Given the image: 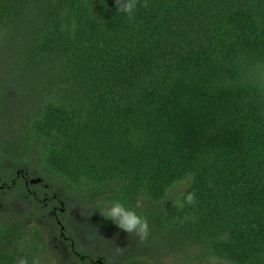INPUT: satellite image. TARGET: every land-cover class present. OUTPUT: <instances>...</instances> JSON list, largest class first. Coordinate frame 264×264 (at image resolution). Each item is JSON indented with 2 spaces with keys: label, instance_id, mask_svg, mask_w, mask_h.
I'll list each match as a JSON object with an SVG mask.
<instances>
[{
  "label": "trees",
  "instance_id": "1",
  "mask_svg": "<svg viewBox=\"0 0 264 264\" xmlns=\"http://www.w3.org/2000/svg\"><path fill=\"white\" fill-rule=\"evenodd\" d=\"M0 71L39 77L18 127L0 126V191L30 214L61 200L32 181L57 179L97 236L125 233L97 202L141 201L149 237L126 233L134 254L110 264H264V0H148L132 19L114 0H0ZM12 217L0 264H43V225Z\"/></svg>",
  "mask_w": 264,
  "mask_h": 264
},
{
  "label": "rangeland",
  "instance_id": "2",
  "mask_svg": "<svg viewBox=\"0 0 264 264\" xmlns=\"http://www.w3.org/2000/svg\"><path fill=\"white\" fill-rule=\"evenodd\" d=\"M32 78L36 79L31 80L24 77L22 73L3 74L0 71V126L3 130L14 128V126L18 127L17 114L28 110L31 107V97L38 96L39 77ZM30 81L32 86L27 85L25 87L26 82ZM4 165L5 163L0 159V168ZM41 171L43 170L41 169ZM35 182L40 187L46 188L47 194H51V196L58 195L61 198V200H56V203L51 205H49L50 202L47 203L51 211V215L47 219L41 220L39 216L30 214V203L32 201L22 195L21 189L0 191V215H6L10 218L12 216L25 218L24 223L28 226L43 225L45 244L49 247L47 253L43 256L45 259L43 264H90L72 255L68 244L63 241L62 230L66 232V236L72 238L81 251H85L86 254H83V257H86V255H102V258H107L105 264H110L111 261L126 256L127 252L134 254V248L137 244L134 243L135 239L134 242L131 240L130 235L118 232L108 236H97V234L92 233L93 224L94 226L97 225L94 222L95 216L93 215L91 203L89 204L81 199L82 197L78 198L75 193L57 179H52V182H49L39 178L33 180L32 185ZM21 195L23 196L22 199L20 198ZM55 214L59 215V220L55 217ZM64 223H66L67 228H65ZM101 229H97V231H104V229ZM143 256L146 257L147 255L143 253ZM166 263L175 264L173 259L167 260Z\"/></svg>",
  "mask_w": 264,
  "mask_h": 264
},
{
  "label": "clouds",
  "instance_id": "3",
  "mask_svg": "<svg viewBox=\"0 0 264 264\" xmlns=\"http://www.w3.org/2000/svg\"><path fill=\"white\" fill-rule=\"evenodd\" d=\"M117 12L126 15L129 19L134 18L136 11L140 7L147 8L148 0H114ZM177 205L183 207L184 204L194 205L197 203L195 192L187 193L182 200L175 201ZM101 208L100 214L113 222L120 230L127 234H135L139 241L144 242L148 239L150 230L147 217L140 215L136 209L141 207V201L138 199L135 208L128 207L119 200L108 204L97 202ZM18 264H28L26 258L20 259ZM33 264H39L34 260Z\"/></svg>",
  "mask_w": 264,
  "mask_h": 264
},
{
  "label": "flooded vegetation",
  "instance_id": "4",
  "mask_svg": "<svg viewBox=\"0 0 264 264\" xmlns=\"http://www.w3.org/2000/svg\"><path fill=\"white\" fill-rule=\"evenodd\" d=\"M55 216H56V218H57V214H55ZM62 233V232H61ZM62 235V238H63V240H64V242H66V243H69L70 242V245H72L73 247L75 246L74 245V243H73V241H72V238L70 237H68V236H64V234L62 233L61 234ZM69 241V242H68ZM75 254V253H74ZM76 255H78V254H76ZM83 259V258H82Z\"/></svg>",
  "mask_w": 264,
  "mask_h": 264
}]
</instances>
